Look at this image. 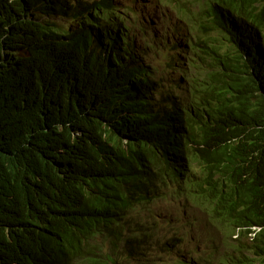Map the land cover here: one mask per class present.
<instances>
[{"label": "trees", "instance_id": "1", "mask_svg": "<svg viewBox=\"0 0 264 264\" xmlns=\"http://www.w3.org/2000/svg\"><path fill=\"white\" fill-rule=\"evenodd\" d=\"M240 1L264 5L206 0L195 17L182 98L115 0H0V264H157L164 245L179 261L200 221L222 243L204 261L252 264L251 227L264 257V7ZM157 201L182 211L165 237Z\"/></svg>", "mask_w": 264, "mask_h": 264}, {"label": "rangeland", "instance_id": "2", "mask_svg": "<svg viewBox=\"0 0 264 264\" xmlns=\"http://www.w3.org/2000/svg\"><path fill=\"white\" fill-rule=\"evenodd\" d=\"M178 1L190 5L193 12L196 11L197 13L204 8L203 5L206 3V0H115V3L117 4L118 10L127 16L126 18L129 22L135 24L140 23L144 27H147L149 32L144 35L148 34L147 36L151 41V49L148 52L149 56L147 61L155 70H157V80L162 83L165 88L173 87L174 90L170 92H175L183 98L184 96L182 94L186 93L183 89H186L187 86L185 85V88H176L175 85L182 77L183 71L188 70L192 64L195 65L192 58L196 59V57H193L192 55L188 57L185 55L179 60V57L185 54V49H188L190 52L192 51L191 45L194 34H192L184 24L186 20L174 11V6H176L175 4ZM238 10L242 14H246L249 11V8L242 9L239 5ZM258 12H260V7L256 9V13ZM176 25L181 26L179 33L175 29ZM137 34L141 35V32L138 31ZM160 39L162 44L160 43V46L157 47L155 40ZM139 42L142 43L141 40H139ZM169 47H171L170 50L166 49ZM207 66L208 64H205L204 68ZM158 204L160 205V203ZM165 214L169 215L171 213L165 211L164 215ZM199 225V227H196L193 230L182 228L181 231H179L182 236L188 235V237L185 238L186 242L183 241V251H178L179 255L173 254L170 256H179V258L177 257L179 261L163 262V257L158 256L157 252H155L154 260L157 261V264H181V258L190 261V256H193L194 258L200 256L205 257L212 248L210 247L209 242H204L202 240L201 235L208 233L209 229L205 228V223L203 221H200ZM247 241L250 242V240H246V242ZM216 246H222L221 241H212V247ZM221 249L222 251L226 250L225 248ZM153 254L154 252L151 255L153 256ZM251 259L252 264L262 263L257 257Z\"/></svg>", "mask_w": 264, "mask_h": 264}, {"label": "clouds", "instance_id": "3", "mask_svg": "<svg viewBox=\"0 0 264 264\" xmlns=\"http://www.w3.org/2000/svg\"><path fill=\"white\" fill-rule=\"evenodd\" d=\"M262 3L263 2H258V3H255V4H248V3L245 4L243 2L241 3V1H240V2L237 3L238 5H237L236 9H237V11L239 13H241L238 10V6L240 5L242 9L249 8V11H252L253 8H256L257 9L258 7H260V10H261V8L264 7V5ZM175 5L176 6H174V11L177 14L181 15L182 18L186 20L184 24L186 25L187 29L190 30L192 32V34H194V38L192 39V45H191L192 46V51L190 52L188 49H185V51H184L185 54L181 55L179 57V60L181 59L182 56L187 55L188 57H190L192 55L193 57H196V59L195 58H192V60L194 62V60H198L201 57L202 53H203V52H200V51H197L196 50L198 47H194L197 44V38H198L197 37L198 36V32H197V21L195 20V17L198 16V14L200 13L201 10L198 13L196 11L193 12V10L190 8V5H187L186 3L181 2V1L176 2ZM252 6H253V8H252ZM178 7H181L184 10L182 12H179ZM178 33H179V31H178ZM262 34L264 35V30L262 31ZM199 35L201 36V34H199ZM168 50H170V48H168ZM194 50H196V51H194ZM193 65L194 64H192L190 66V71H191V68H192ZM188 70H189V68H188ZM188 70H184L183 71V75H182V77L180 79L186 78V76L184 75V72L186 71V74H187V71ZM163 88L168 90V88H165L164 86H163ZM158 203H160V205ZM155 208L156 209H155V215H154V220L153 221L158 224V229L160 230L161 234L165 237L166 232L167 231L170 232L172 230L173 226H175V225H173L174 223H171L170 226L166 227L167 226V224H166V218H170V216H172V215L174 216L177 213H178V217H180V212L182 213V211H181V209H180V207H179V205L177 204L176 201H174L173 203H170V202H163L162 203L161 201H157V204L155 205ZM165 211H167V212H169L171 214H169V215L168 214H165L164 215V212ZM182 225H185L184 221H182L181 224H177L176 226H182ZM181 229L179 231H181ZM250 230H252L251 233H249L247 235V237L243 238V243L245 244V247L246 248L245 247H242L241 250H242V252L246 253L245 256L248 257L251 260V262H252V259L251 258L257 257L258 259L261 260V262H262L261 264H263L264 263V259H263L264 257H259V256L255 255L253 253V251L250 249L251 248V242H252L253 238L255 237L256 233L259 232L261 229L258 228V227H251ZM172 236H173V234L170 233L169 236H168L169 237L168 239H172L173 238ZM236 238H238L237 235H235L233 237V239H236ZM174 239H175V243H177V239L176 238H174ZM202 240L204 242H206V240H204V239H202ZM246 240H250V242H248V241L246 242ZM164 241L165 240H163L161 242L160 246L164 244ZM217 241H219V240H217ZM180 245L183 246L184 245V242H182ZM209 245L212 248V241L209 242ZM164 246L158 247L159 249L157 248L158 251H156V252H157L158 255L162 252V248ZM177 246L173 247V249H170L169 251H165L166 254L168 255L169 253H174L175 252V249L177 248ZM183 249H184V246L181 247L179 250L177 249V251L174 254L179 253L178 251H180V252L183 251ZM150 251H155V249L152 248ZM168 256L170 257L171 255H168ZM206 256H207V254H206ZM205 257L200 256L198 258H194L193 256H190L189 258H190V260L193 261L194 264H210L207 261H204Z\"/></svg>", "mask_w": 264, "mask_h": 264}]
</instances>
